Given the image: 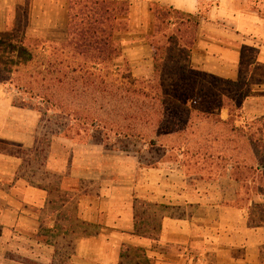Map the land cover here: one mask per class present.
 <instances>
[{"label": "crops", "instance_id": "0c3cea01", "mask_svg": "<svg viewBox=\"0 0 264 264\" xmlns=\"http://www.w3.org/2000/svg\"><path fill=\"white\" fill-rule=\"evenodd\" d=\"M70 1L0 0V40L31 38L41 43L37 52L47 55L48 47L58 44L45 31L64 29L65 36ZM95 1L128 2L127 28L114 34L121 49L115 63L127 61L135 80L153 78L150 6L196 19L184 63L222 81L248 82L250 91L235 124L255 134L247 139L250 155L264 154V1ZM9 49L11 62L0 72L10 77L18 70L12 60L18 59L19 48ZM11 83L0 79V264L260 260L264 226L253 222L252 211L264 208L261 167L253 178L239 181L232 160L216 157L210 161L212 171L190 172L181 156L177 162L152 159L157 163L147 164L146 146L107 150L91 140L45 136L40 114L19 104L18 95L7 90ZM219 116L228 120V111Z\"/></svg>", "mask_w": 264, "mask_h": 264}, {"label": "trees", "instance_id": "16d2710c", "mask_svg": "<svg viewBox=\"0 0 264 264\" xmlns=\"http://www.w3.org/2000/svg\"><path fill=\"white\" fill-rule=\"evenodd\" d=\"M128 8L126 1H70L65 42L48 47L46 63L41 66L43 73H39L51 75L53 84L45 87L44 95L31 94L32 89L27 88L28 84L27 87H18L19 93L28 96L26 100L21 99L19 104L40 114L45 136H62L78 142L91 140L103 144L107 150L116 149L121 145L123 149L139 151L146 146L145 153L151 155L150 160L146 157L147 164H155L156 161L152 162V159L157 162H177L181 156L185 166L186 161L199 159L200 154L197 151L189 152V146L184 149L178 146L174 149L169 141L161 142L167 132L173 134V131L168 128L166 115L159 111L156 114L153 111L154 106L160 104L161 108H164L167 100L172 103L171 97L189 102L191 95L197 96L204 90L203 83L207 79L215 81L216 84L226 87L229 94H233L228 101L232 103L234 112L223 105L222 99L216 98V108L208 106L202 113L210 115L211 118L215 117L216 123L222 127L231 126V132L237 133L243 130L241 126H236L235 122L242 102L250 91L248 82L241 78L236 82L222 81L189 68L184 63L186 48L194 41L197 20L158 5H152L149 9L154 19L150 43L154 79L152 78L151 83H145L152 84L156 80L157 84L147 90L137 87L140 80L130 76L127 65L124 69L117 70L116 76L113 75L116 70L114 64L121 57V49L114 41V34L126 30ZM34 42L38 45L31 50V54L35 49L41 48L40 41ZM28 56L29 54L24 53L26 60ZM43 80L44 76L41 83ZM165 82L167 84H164ZM179 90L182 95L178 94ZM60 91L64 95L61 96ZM116 92L119 93L118 100H113L111 94ZM211 98L215 96L212 95ZM33 101L35 104L31 106ZM113 101L126 108L121 117L114 115L108 118L109 114L105 113L109 112ZM193 101L191 99V103ZM173 106L171 105V108ZM136 109H143L140 118L136 117ZM222 110L228 111L229 118L226 121L220 119ZM185 112L189 116L194 111L189 107ZM200 112L196 110L195 113ZM116 119L120 121L114 122ZM140 119L143 124H137ZM187 130L189 126L186 125L183 131ZM218 140L224 141L223 138L216 137V156L210 154L209 160L215 161L217 157L221 162L234 161L236 164L232 168L239 181L253 178L255 170L261 167L258 177L264 188V165L259 163L257 156L253 158L246 150L245 153H240L233 142H229L233 143L229 151L223 149L222 142ZM158 143L160 145H156ZM257 153L259 157L261 152ZM173 155L175 156L171 157ZM241 160L248 163H242Z\"/></svg>", "mask_w": 264, "mask_h": 264}, {"label": "rangeland", "instance_id": "374dc122", "mask_svg": "<svg viewBox=\"0 0 264 264\" xmlns=\"http://www.w3.org/2000/svg\"><path fill=\"white\" fill-rule=\"evenodd\" d=\"M248 1H264V0H248ZM255 6L258 4L255 2ZM52 31V30H51ZM48 32L47 37L50 41H54L55 44H61L65 42V36H64V29L59 32ZM121 36V35H120ZM124 36V35H123ZM7 39V37H3L0 40V67H5L9 65V53L10 50L9 47H13L15 50L18 49V53L14 55V57H18V59L12 60V67L15 69L18 68L17 72H15L12 76H8L5 72H0V79H7L8 81L11 80V86L8 87V92L13 93L16 96V99L20 102L21 99L26 100L28 99L27 95H24L22 93H19L20 90H18V87L25 86L27 87V84L29 85L27 88H31L32 92L31 94L34 95H44V91L46 86H49V84H53L51 75L48 74H39L43 73L41 66H43L46 63V55L42 54L41 52H37L38 49H35V51L31 54V50L35 48V45H38V43L34 42V39L22 41V39H17L15 41H11ZM1 48H4V50H1ZM20 49H22L23 53H21L20 57ZM13 50V49H12ZM28 51V59L26 60L24 57L25 51ZM127 62V61H126ZM125 61L117 62L114 64L116 68L118 69H124L126 66ZM128 63V62H127ZM117 70L113 71V75L116 76ZM42 76H44V82L42 81ZM114 76V77H115ZM8 77V78H7ZM118 79V78H117ZM154 79V78H153ZM120 81V80H119ZM152 79L149 81L140 80V84L136 85L137 87H140L142 89H148V87L151 89L155 87L157 84L156 80L153 81L152 84L146 85V82L151 83ZM143 82V83H142ZM164 84H167L166 82ZM203 89L202 92H200L199 95H191L190 101L187 102L184 99L178 98L172 99V103L170 100L165 103L164 108H161L160 104H156L153 108V111L157 114L159 111L160 113H164L166 115V120L169 123L168 128L169 130L173 131V134L170 132H167L165 134V138L161 139V142L169 141L171 145H173L174 149H176L178 146L180 148L188 147L189 146V152H195L197 151L198 154H200V158L198 160L193 161H186L185 166L190 172L194 171H202L204 173H207L209 171H212L215 168V165L213 162H210V154L213 156H216V137L217 138H223L224 141L222 142L223 149H226L229 151V149L232 148L233 143L238 147L240 150V153H247L250 154L249 150H246L247 145V139L253 140L255 138V134L253 132H250L252 136H249L248 133H246L244 130L240 132H231V126H224L218 125L216 123V118H211L210 115L203 114L202 112L206 109H208V106L216 108L217 100L216 98L222 99L223 105L229 109H231V112H234V109L232 107V103L228 101L233 94H229L227 92L226 87L222 85L216 84L215 81L206 80L203 83ZM233 90V89H232ZM27 91V90H26ZM42 92V93H41ZM49 92H46L48 94ZM29 94V95H31ZM51 94V93H50ZM48 94V95H50ZM178 94L182 95L181 90L178 91ZM60 95H64L63 92L60 91ZM119 93L111 94V96L114 98L113 100H118ZM214 95L215 98H211V96ZM32 96V95H31ZM191 99L194 100L191 103ZM141 103V101H138ZM35 104V101L31 103ZM171 105H175L171 108ZM191 109L194 111L189 116L186 115V110ZM126 112V108L124 109V106L120 103L113 101L111 103V108H109V112H105L108 118L114 116V115H122ZM136 109L135 113L137 114V118H140L141 115H143V109H139L140 111H137ZM196 110L201 111L200 114L195 113ZM121 117V116H120ZM112 121V119H111ZM120 121V119H116L114 122ZM143 124V120L140 119V122L137 121V124ZM189 126V130L183 131L186 125ZM171 134V135H170ZM226 140V141H225ZM228 140V141H227ZM215 141V142H214ZM229 142H233L229 144ZM197 143V144H196ZM196 144V145H195ZM156 145H160L159 143ZM170 145V144H168ZM170 145V146H171ZM184 145V146H183ZM204 145V146H203ZM204 147V148H201ZM186 149V148H185ZM246 150V151H245ZM175 155L171 156L174 157ZM158 157V156H157ZM170 157V159H172ZM257 158L259 163L264 165V154L259 155L257 153ZM159 159V157H158ZM162 160V159H161ZM162 163V162H161ZM219 166H216L218 168ZM221 167V166H220ZM253 216V222L259 223L262 226H264V208L257 206L252 211ZM63 256V250L61 251V257ZM65 257V256H64ZM124 264H133L130 262H126ZM144 264V263H140ZM253 264V263H251ZM254 264H264V245L260 248V260Z\"/></svg>", "mask_w": 264, "mask_h": 264}]
</instances>
